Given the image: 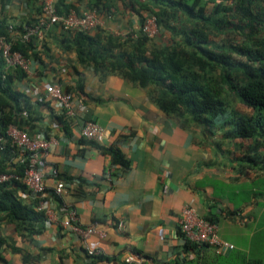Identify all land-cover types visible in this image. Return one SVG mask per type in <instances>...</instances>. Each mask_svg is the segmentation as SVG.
Listing matches in <instances>:
<instances>
[{
    "label": "crops",
    "instance_id": "obj_1",
    "mask_svg": "<svg viewBox=\"0 0 264 264\" xmlns=\"http://www.w3.org/2000/svg\"><path fill=\"white\" fill-rule=\"evenodd\" d=\"M62 1L80 14L95 11L98 27L114 35L141 29L129 0H101L98 8L96 0ZM40 2L10 0L1 14L17 29L37 22ZM71 38L72 33L59 25L44 29L34 41L35 49L58 63L46 61L42 67L30 60L27 78L17 84L39 113L32 136L55 138L58 143L39 165L47 186L44 202L51 210L45 230L27 242L7 227L9 244L21 252L3 248L6 264H128L129 257L142 261L130 264H264V149L259 150L257 164L247 163L245 141L225 137L223 119L215 121L210 133L204 132L186 119L163 113L153 102L154 87L141 88L115 75L99 78L78 64L73 49L61 48ZM169 38L160 33L154 41L164 46ZM72 66L84 80L83 94L72 92L83 107L74 119H67L48 100L45 86L70 81L65 67ZM84 120L105 130L101 145L119 149L128 167L110 169L109 156L80 136ZM14 161H21V156ZM57 179L66 183L60 202L53 195ZM26 195L34 198L33 193ZM185 206L212 219L219 237L233 249L220 253L206 245L187 247L179 227ZM68 209L75 212L80 227H94L97 233L83 242L63 227ZM88 250L95 255H88ZM23 255L34 260L25 263Z\"/></svg>",
    "mask_w": 264,
    "mask_h": 264
},
{
    "label": "trees",
    "instance_id": "obj_2",
    "mask_svg": "<svg viewBox=\"0 0 264 264\" xmlns=\"http://www.w3.org/2000/svg\"><path fill=\"white\" fill-rule=\"evenodd\" d=\"M100 1L96 0L94 8ZM9 2L1 0L0 38L11 45V52L42 67L47 66L46 61L57 64V60L35 49L34 41L39 40L36 35L23 38L27 28L37 22H25L17 29L9 26L1 14ZM129 2L141 26L137 33L119 36L99 27L68 31L72 38L65 39L61 48L73 49L78 64L91 68L101 79L115 75L141 88L154 87L153 102L163 113L186 119L204 132L210 133L217 126L215 121L223 119L225 137L245 141V161L257 164L261 158L259 150L264 149V0ZM55 8L59 16L70 10L80 14L62 0L55 2ZM38 12L40 15L41 4ZM152 16L158 34H169L168 45L155 44L157 36L150 38L143 32ZM65 69L70 79L65 90L81 96V73L75 66ZM26 78L27 73L21 68L6 65L0 51V175L12 176L0 182V264H6L1 256L3 248L21 252L9 244L4 232L7 227L24 241L32 242L44 232L47 220L44 211L38 209L39 202L46 200L45 195L26 198L30 192L22 178L28 154H21L7 136L10 125L32 136L34 120L39 116L32 98L17 87ZM89 142L109 156L111 170L128 167L119 149ZM19 155L22 161L15 162ZM53 195L60 202L54 190ZM185 242L187 247H197ZM33 260L23 255L25 263Z\"/></svg>",
    "mask_w": 264,
    "mask_h": 264
},
{
    "label": "built area",
    "instance_id": "obj_3",
    "mask_svg": "<svg viewBox=\"0 0 264 264\" xmlns=\"http://www.w3.org/2000/svg\"><path fill=\"white\" fill-rule=\"evenodd\" d=\"M52 25H59L64 31L93 30L99 26V17L95 11L77 14L74 10H70L64 16H59L56 14L55 0H41V13L37 23L34 27L27 28L23 38L36 35L40 39L43 30ZM143 32L150 38L158 35L156 19L153 16L147 19ZM10 47V44L0 38V51L6 65L8 67H19L29 74V60L18 52H11ZM63 83L67 84L69 81L64 80L62 84L48 83L45 86V92L48 99L56 103L67 118L74 119L83 105L80 101H75L74 94L66 91ZM23 116H26V112H23ZM7 136L11 141V145L19 150L21 154H28V165L25 169L22 183L30 193L41 198L44 197L47 186L44 174L39 169L40 160L52 145L58 143L57 140L55 138L44 139L30 136L26 131L20 130L14 125L9 126ZM80 136L88 141L102 144L105 140V130L96 122L84 120ZM52 175L58 176L56 171H52ZM10 178H12L10 175H0V182L8 181ZM53 190L57 196H62L66 190V183L61 179H57ZM38 209L44 211L46 216L51 212L44 201L39 202ZM66 213L62 226L78 234L83 242L97 233L94 227H80L77 223L76 214L71 209L66 210ZM179 222L180 233L189 244L211 246L220 253L233 249L231 243L219 237L217 224L212 219L199 216L193 208L189 206L183 207ZM87 254L92 256L95 255V252L88 250ZM125 262L130 264L132 262L141 263L142 261L139 258L129 257Z\"/></svg>",
    "mask_w": 264,
    "mask_h": 264
},
{
    "label": "rangeland",
    "instance_id": "obj_4",
    "mask_svg": "<svg viewBox=\"0 0 264 264\" xmlns=\"http://www.w3.org/2000/svg\"><path fill=\"white\" fill-rule=\"evenodd\" d=\"M234 102H235V101L233 100V103H234ZM235 103H236V102H235ZM235 103H234V104H235ZM238 109L241 110V111H243V109H242L240 106H238ZM219 261H220V259H219ZM219 261H218V262H219ZM189 264H192V263H189Z\"/></svg>",
    "mask_w": 264,
    "mask_h": 264
}]
</instances>
